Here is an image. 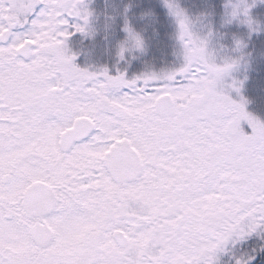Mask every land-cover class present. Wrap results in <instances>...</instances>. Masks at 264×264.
<instances>
[{"label":"snow or ice","instance_id":"obj_1","mask_svg":"<svg viewBox=\"0 0 264 264\" xmlns=\"http://www.w3.org/2000/svg\"><path fill=\"white\" fill-rule=\"evenodd\" d=\"M264 0H0V264H264Z\"/></svg>","mask_w":264,"mask_h":264},{"label":"trees","instance_id":"obj_2","mask_svg":"<svg viewBox=\"0 0 264 264\" xmlns=\"http://www.w3.org/2000/svg\"><path fill=\"white\" fill-rule=\"evenodd\" d=\"M248 76L245 95L251 100L249 106L254 113L260 114L264 119V64L253 63Z\"/></svg>","mask_w":264,"mask_h":264},{"label":"rangeland","instance_id":"obj_3","mask_svg":"<svg viewBox=\"0 0 264 264\" xmlns=\"http://www.w3.org/2000/svg\"><path fill=\"white\" fill-rule=\"evenodd\" d=\"M255 64H261L259 61H256V62H254ZM251 69V68H250ZM257 85V84H256ZM246 89H247V82H246V85H245V91H246ZM245 91H244V94H245ZM247 96V95H246ZM248 107V111H250V112H252V113H254L252 110H251V107L248 105L247 106ZM250 108V109H249ZM255 115H257L258 117H260L261 119H263L262 117H261V115L259 114H256V113H254Z\"/></svg>","mask_w":264,"mask_h":264}]
</instances>
